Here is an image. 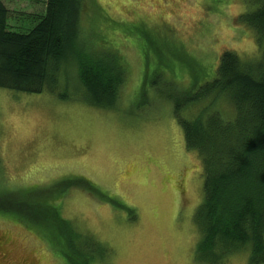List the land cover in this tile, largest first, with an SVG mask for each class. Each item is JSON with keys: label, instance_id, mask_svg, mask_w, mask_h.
<instances>
[{"label": "rangeland", "instance_id": "rangeland-1", "mask_svg": "<svg viewBox=\"0 0 264 264\" xmlns=\"http://www.w3.org/2000/svg\"><path fill=\"white\" fill-rule=\"evenodd\" d=\"M3 2L10 29L22 33L47 9V0ZM84 3L80 39L91 51L119 50L129 70L119 101L106 108L85 102L78 69L68 61L58 91L0 88V186L27 200L33 187L51 189L77 177L95 183V195L73 187L58 203L61 216L101 252L93 251L92 264H211L196 255L202 233L195 217L205 201L203 160L187 148L180 117L194 120L202 111H217L227 121L236 118L227 93L189 99L213 81L225 50L235 51L244 64L261 59L256 31L240 19L260 4ZM15 211L0 210V238L8 241L0 264H67L39 227ZM250 251L249 245L222 264H251Z\"/></svg>", "mask_w": 264, "mask_h": 264}, {"label": "trees", "instance_id": "trees-1", "mask_svg": "<svg viewBox=\"0 0 264 264\" xmlns=\"http://www.w3.org/2000/svg\"><path fill=\"white\" fill-rule=\"evenodd\" d=\"M254 2L260 4L257 9L240 19L256 31L261 59L244 64L235 51L225 50L213 81L189 99L227 93L236 104V118L227 121L217 111H202L194 120L180 117L187 148L198 151L203 160L205 201L195 217L202 233L196 255L211 264H222L249 245L251 264H264V0ZM84 9V0H47L38 24L22 33L10 29L9 10L0 0V88L58 91L66 69L63 64L68 61L78 69L85 102L103 108L117 105L129 70L119 50L91 51L85 46L80 39ZM59 95L69 98L67 92ZM73 187L99 192L84 177L62 181L51 189L33 187L27 191V200L0 186V199H4L0 210L14 208L29 226L37 225L67 264H92L93 253L101 252L58 208Z\"/></svg>", "mask_w": 264, "mask_h": 264}, {"label": "flooded vegetation", "instance_id": "flooded-vegetation-1", "mask_svg": "<svg viewBox=\"0 0 264 264\" xmlns=\"http://www.w3.org/2000/svg\"><path fill=\"white\" fill-rule=\"evenodd\" d=\"M7 244H8L7 239L0 238V261H3V259L5 260L6 252H7L6 249Z\"/></svg>", "mask_w": 264, "mask_h": 264}]
</instances>
